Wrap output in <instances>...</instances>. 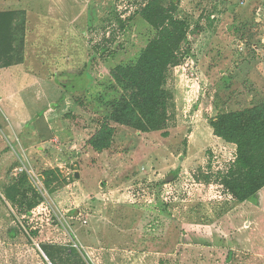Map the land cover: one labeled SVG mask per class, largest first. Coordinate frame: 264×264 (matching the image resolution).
Returning <instances> with one entry per match:
<instances>
[{"label": "rangeland", "instance_id": "374dc122", "mask_svg": "<svg viewBox=\"0 0 264 264\" xmlns=\"http://www.w3.org/2000/svg\"><path fill=\"white\" fill-rule=\"evenodd\" d=\"M20 2L31 68L65 80V100L52 139L17 156L0 99V264H264V188L244 203L227 191L237 149L212 126L264 103V0H4L0 12ZM164 15L182 35L173 101L167 128L145 132L112 119L131 93L113 71L140 59ZM21 26L0 19V64L22 57Z\"/></svg>", "mask_w": 264, "mask_h": 264}, {"label": "trees", "instance_id": "16d2710c", "mask_svg": "<svg viewBox=\"0 0 264 264\" xmlns=\"http://www.w3.org/2000/svg\"><path fill=\"white\" fill-rule=\"evenodd\" d=\"M21 15L20 32L25 35L24 10L0 12V19L8 17L11 23ZM169 17L172 23H177L171 16L164 15L160 21L163 27L159 36L148 45L135 64L120 65L114 69L117 82L127 89L126 92L131 91L114 103L116 111L112 119L115 122L145 132L167 128L173 96L166 85L170 68L178 58L182 37L179 28L173 30L165 24ZM155 27L160 28L157 23ZM6 32L10 34L11 29ZM3 36H6L5 31L0 32V40ZM9 49L13 51L15 48L10 45ZM22 58L23 55L19 61ZM12 64L4 62L0 68ZM212 126L216 135L236 145L237 149L235 160L224 173V187L241 203L251 200L264 188V103L244 111L221 114ZM68 255L74 257L75 249L71 248ZM77 260L80 264H92L83 255Z\"/></svg>", "mask_w": 264, "mask_h": 264}, {"label": "crops", "instance_id": "0c3cea01", "mask_svg": "<svg viewBox=\"0 0 264 264\" xmlns=\"http://www.w3.org/2000/svg\"><path fill=\"white\" fill-rule=\"evenodd\" d=\"M21 5L20 2L17 9L3 11L24 10L23 8H25L24 11H27L28 22L23 40V58L12 65L0 68V99L4 103L2 108L11 119L13 117L16 119V122L10 124L11 137L16 142L11 150L16 151L17 156L23 155L17 150L32 152L35 147L41 148L43 142L52 139L56 131L51 120L53 116H55L54 119L58 118V111L61 108L58 102L63 100L65 95V80L60 85H56L52 78L44 77L31 68V62L36 60H33L31 56L30 33L32 32L29 10ZM55 103L57 105L53 106ZM41 120H44L45 123H41ZM6 150V148L3 151L0 149V153Z\"/></svg>", "mask_w": 264, "mask_h": 264}, {"label": "water", "instance_id": "95a60500", "mask_svg": "<svg viewBox=\"0 0 264 264\" xmlns=\"http://www.w3.org/2000/svg\"><path fill=\"white\" fill-rule=\"evenodd\" d=\"M78 176H79V174H78ZM42 251V250H41ZM42 253L44 254V256H45V258L47 259V260H49L48 259V257H47V255L42 251ZM50 264H52L51 262H50Z\"/></svg>", "mask_w": 264, "mask_h": 264}]
</instances>
